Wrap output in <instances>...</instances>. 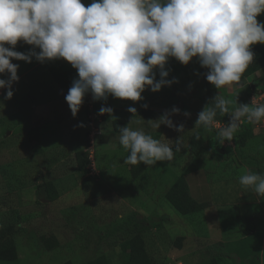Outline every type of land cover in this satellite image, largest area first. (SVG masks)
<instances>
[{
  "label": "rangeland",
  "instance_id": "374dc122",
  "mask_svg": "<svg viewBox=\"0 0 264 264\" xmlns=\"http://www.w3.org/2000/svg\"><path fill=\"white\" fill-rule=\"evenodd\" d=\"M82 3L87 7L91 0ZM257 19L264 22V13ZM30 47L18 42L16 50ZM12 62L19 64L13 97L5 100L0 89V224L18 225V258L0 264H81L99 257L103 264H133L142 258L148 264H264V200L239 199V190L246 191L241 176H264V119L254 123L242 118L232 141L218 135L228 122L195 127L208 104V70L195 57L188 65L170 58L167 79L178 81L170 87L146 89L137 102L111 96L93 101L89 93L75 117L65 100L78 76L69 62ZM263 68L255 77L215 88L228 101L229 112L240 103L255 107L251 96L263 95L257 105L264 104ZM54 70L69 76L59 84ZM102 106L113 112L98 114ZM130 106L137 108L136 114L128 112ZM174 106L181 112L171 118L184 124L183 133L147 124ZM113 119L170 146L181 137L187 147L181 145L172 161L147 165L133 179L123 162L128 150L119 142ZM248 129L250 136L241 147L240 134ZM195 134L204 140L198 156L204 161L211 200L199 211L181 214L165 194L191 164L200 165L189 149ZM78 150L87 154L82 168L75 159ZM189 177L202 179V174L191 171ZM228 189L233 193H226Z\"/></svg>",
  "mask_w": 264,
  "mask_h": 264
},
{
  "label": "clouds",
  "instance_id": "9594fccd",
  "mask_svg": "<svg viewBox=\"0 0 264 264\" xmlns=\"http://www.w3.org/2000/svg\"><path fill=\"white\" fill-rule=\"evenodd\" d=\"M261 13L264 0H91L87 7L82 0H0V77H5L0 78V89L5 90V100L13 97V85L19 81V64L13 60L45 63L62 58L78 73L65 96L75 117L89 93L93 101L111 96L137 102L146 89L170 87L178 82L167 79L170 58L188 65L194 57L208 70L206 80L221 89L241 80L254 61L251 46L264 44V22L257 19ZM18 42L31 47L18 51ZM210 102L198 113L195 127L207 129L217 113L230 114L218 133L224 141L233 140L242 118L254 123L264 119V104L240 103L229 112L223 96ZM127 110L137 113L136 107ZM112 112L102 106L98 114ZM180 112L174 106L147 124L183 133L184 124L171 118ZM119 133L120 144L129 152L123 162L131 166L172 161L181 145L187 147L181 137L170 146L128 126L120 127ZM195 139H200L198 134ZM239 182L255 186L264 197L261 174L243 175Z\"/></svg>",
  "mask_w": 264,
  "mask_h": 264
},
{
  "label": "trees",
  "instance_id": "16d2710c",
  "mask_svg": "<svg viewBox=\"0 0 264 264\" xmlns=\"http://www.w3.org/2000/svg\"><path fill=\"white\" fill-rule=\"evenodd\" d=\"M251 49L254 52V61L249 64L248 68L242 74L241 78L247 77L264 67V44L260 43L257 45H253L251 46ZM68 76H69V73L65 75L63 71L61 70H54L52 73L53 79L59 84L62 83L64 79H67ZM205 81L207 84L206 100H207V103L209 104L211 103L210 102L211 98H213L217 94H216L214 85L208 82L206 80V77H205ZM214 120L219 121L221 123H225V122H229L230 118L228 117V114H225L224 116H222L219 113H217V115L214 117ZM112 126L116 132H119L120 127L127 126V125L118 119H113ZM196 135L197 134L193 136L192 142L189 143V149L196 156L195 159H199L200 165L194 166L191 164L186 169V171H184L180 176H178L174 180L173 184L170 186V188L165 194V197L169 201V203L181 214L196 212L204 207L203 202H198L190 196L188 192L187 183L184 177L186 173L200 169L204 165V161L202 160V158H200V156H198L204 150V140L200 135H199L200 137L199 140L195 139ZM249 136H250V130L249 129L243 130L240 134L238 144L241 147L244 146ZM34 137H36V135H34ZM75 159L77 163L79 164V168H82L83 161H87L86 152L82 150L76 151ZM146 167L147 165L143 163H139L134 166L129 165V172H130L131 177L133 179H136L142 174V172L145 170ZM17 230H18V225L15 223H5V224L0 225V260L11 261V260H15L18 257L16 245L14 241V235L17 232ZM142 259H145V258H142ZM142 259L136 260V262H134L133 264H148L146 263L147 262L146 260H142ZM212 263L213 262H211L210 264ZM81 264H103V261H102V258L99 257V258L91 259ZM124 264H128V263H124Z\"/></svg>",
  "mask_w": 264,
  "mask_h": 264
},
{
  "label": "crops",
  "instance_id": "0c3cea01",
  "mask_svg": "<svg viewBox=\"0 0 264 264\" xmlns=\"http://www.w3.org/2000/svg\"><path fill=\"white\" fill-rule=\"evenodd\" d=\"M259 71L260 70L254 72L253 74L250 75V77H255V75H259V73H260ZM261 73H263V70H262ZM263 76H264V74H262V77ZM263 80L261 81L260 85H264V81ZM222 150H223V148H222ZM238 158L241 160V164L245 163V162L242 163V161H243L242 159L243 158L241 156H238ZM246 169H247L246 171L250 170L249 168H246ZM194 171H197L199 174H202V179H200V178L196 179V178H192V177L188 178V173H186L184 175V177H185V180H186V183H187L188 192H189L190 196L192 198H194L196 201L205 203V202L211 200V189L209 188V185L207 184V180H206L205 173H204V167H202L200 169H197V170H194ZM233 180H234V178H233ZM245 190L246 191L239 190V194L241 195V197H239L240 200H243L244 202L251 201V200L253 201V200L258 199V198L264 200V197H261L260 195H258L256 193L255 186H250L249 189H247V186H246ZM229 191H231V193H233L232 189H228V192H226V193H230ZM242 207H244V206H242ZM245 207H246V205H245ZM263 212H264V208H263ZM261 218L264 219V214H263V216ZM253 232H255V231H253ZM263 232H264V230H263ZM3 261H5V260H3ZM11 261H14V260H11Z\"/></svg>",
  "mask_w": 264,
  "mask_h": 264
},
{
  "label": "built area",
  "instance_id": "2783aa9c",
  "mask_svg": "<svg viewBox=\"0 0 264 264\" xmlns=\"http://www.w3.org/2000/svg\"><path fill=\"white\" fill-rule=\"evenodd\" d=\"M262 97H263V95H261V96L259 95L256 97L257 99H255V96H251L253 105L256 106L258 104V101H260ZM216 122L219 123V121H216Z\"/></svg>",
  "mask_w": 264,
  "mask_h": 264
}]
</instances>
